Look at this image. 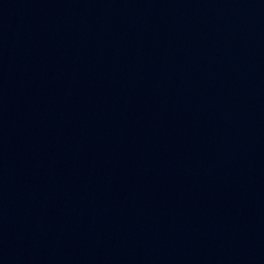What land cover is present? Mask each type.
<instances>
[{
  "label": "water",
  "instance_id": "1",
  "mask_svg": "<svg viewBox=\"0 0 264 264\" xmlns=\"http://www.w3.org/2000/svg\"><path fill=\"white\" fill-rule=\"evenodd\" d=\"M0 264H264V0H0Z\"/></svg>",
  "mask_w": 264,
  "mask_h": 264
}]
</instances>
